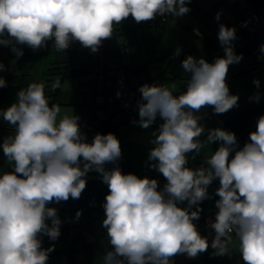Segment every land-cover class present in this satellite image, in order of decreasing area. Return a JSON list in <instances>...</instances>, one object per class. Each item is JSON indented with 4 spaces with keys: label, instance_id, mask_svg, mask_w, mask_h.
<instances>
[{
    "label": "clouds",
    "instance_id": "9594fccd",
    "mask_svg": "<svg viewBox=\"0 0 264 264\" xmlns=\"http://www.w3.org/2000/svg\"><path fill=\"white\" fill-rule=\"evenodd\" d=\"M190 3L0 0V45L10 47L16 58L24 54L20 46L37 51L49 41L57 52L78 41L95 53L113 36L115 26L129 17L137 24L158 16L181 18L191 11ZM217 35L223 57L208 62L189 55L181 62L189 77L182 93L174 94V85L160 83L138 89L139 119L132 123L148 129L158 117L162 121L151 133L153 147L146 165L165 178L163 188L157 179L123 173L116 135L97 133L89 142L78 115L50 104L44 82L21 88L15 102L0 109V118L12 129L0 144L11 165V171L0 172V264H47L55 244L44 248L42 238L56 241L62 224L58 209L48 205L79 199L90 172L98 173L108 188L102 227L111 249L102 264H174L176 255L194 259L209 247L212 256L230 255L235 248L244 264H264V115L242 147L234 132L220 127L206 130L201 123L202 109L211 107L214 114H224L239 102L227 84L229 66L243 59L233 44L236 29L221 23ZM259 51L264 54V44ZM180 52L176 49L175 55ZM4 68L0 62V71ZM253 84L260 88L259 79ZM6 86L0 76V88ZM60 87L57 78L51 90ZM260 98L259 91L249 97L257 103ZM214 142H219L218 148L204 156L199 167L188 166L189 153L195 159ZM109 164L113 167H106ZM217 179L218 211L215 220L207 222L214 233L209 242L194 221L200 219L201 202L211 198L209 187ZM81 214L78 210L75 219Z\"/></svg>",
    "mask_w": 264,
    "mask_h": 264
},
{
    "label": "crops",
    "instance_id": "0c3cea01",
    "mask_svg": "<svg viewBox=\"0 0 264 264\" xmlns=\"http://www.w3.org/2000/svg\"><path fill=\"white\" fill-rule=\"evenodd\" d=\"M220 0H191L188 5L191 11L181 18L169 17L165 24L150 25L147 22L137 24L131 17L115 26L110 39L105 40L102 50V60L99 66H104L91 73H82L77 83L64 85L69 76L61 73L68 63L71 67L86 68L91 65L90 50L74 41L64 52H57L53 42L49 41L45 48L33 51L27 46H20L23 56L16 58L10 50L4 51L0 45V62L5 65L0 76L6 80V87L0 88V109H6L16 100V94L21 88H26L32 82H44L45 94L50 104H59L63 111L80 117L79 124L84 132L95 126L97 119L103 116L120 117L121 101L126 99L136 109L141 98L139 87L144 84L160 83L169 87L174 85V94L185 90L188 74L181 68V62L189 55L203 57L212 62L216 57H223L224 51L218 41L219 22L213 16ZM236 29V40L233 41L237 54L242 53L243 59L238 64L229 66L227 84L231 94L239 95L238 107L224 114H214L211 107L202 109L201 123L205 129L220 127L235 133L239 146L245 143L249 133L256 128V121L264 115V54L259 46L264 44V36L250 28ZM180 55L176 56V49ZM72 62H75L74 64ZM52 67V68H51ZM59 78L61 87L55 92L51 84ZM78 79H94L86 83H78ZM254 79L260 80V88L253 84ZM80 87V88H78ZM121 95L117 97V92ZM257 91L261 98L257 103L249 99ZM99 107V109H97ZM127 113V112H126ZM138 115V114H137ZM124 121L113 130L96 131L86 134L90 142L97 133H114L119 139L122 156L118 161L122 172L127 174L137 170L139 177H149L159 181L160 188L166 183L162 174L146 165L151 133L162 122L158 117L148 129L133 124V120ZM0 118V144L3 138L11 134L12 129ZM95 130V129H94ZM205 136L201 139L204 140ZM219 146V142L207 145L195 159L189 153V167H199L204 156L211 155ZM106 167L111 168L109 164ZM11 171V165L0 148V172ZM219 186L215 180L209 187L210 199L201 202L202 220L211 213V208L219 197L214 195ZM108 194L107 186L102 183L99 174L90 172L87 175V186L77 200L69 198L66 202L49 204L58 209L62 220L61 235L56 241H50L47 236L42 238V247L48 248L55 244V250L49 254L47 264H102V257L111 249L106 230L102 227L104 209L102 204ZM186 206V202L185 205ZM82 212L75 219L76 212ZM50 223V222H49ZM211 247L196 258L191 259L186 254L174 257V264H186L202 259H210V264H244L241 255L234 248L230 255L212 256Z\"/></svg>",
    "mask_w": 264,
    "mask_h": 264
},
{
    "label": "built area",
    "instance_id": "2783aa9c",
    "mask_svg": "<svg viewBox=\"0 0 264 264\" xmlns=\"http://www.w3.org/2000/svg\"><path fill=\"white\" fill-rule=\"evenodd\" d=\"M217 13H220V24H224L228 27L239 28H252L260 33L264 32V0H220V4L215 9L213 16L216 17ZM169 18V17H168ZM216 19V18H215ZM167 18L157 17L155 20L147 21L150 25L165 24ZM104 42H102L99 50L94 54L101 51ZM4 51H8V46H3ZM124 107L129 110H134L135 106L130 102H124ZM244 143L248 142V138L243 140ZM218 209L215 204L211 208V213L206 215L202 220L194 221L196 227L202 236L208 238L211 242L213 238V230L208 227V221L215 220V213ZM75 264H79L78 262Z\"/></svg>",
    "mask_w": 264,
    "mask_h": 264
},
{
    "label": "trees",
    "instance_id": "16d2710c",
    "mask_svg": "<svg viewBox=\"0 0 264 264\" xmlns=\"http://www.w3.org/2000/svg\"><path fill=\"white\" fill-rule=\"evenodd\" d=\"M250 29H252V28H250ZM252 30H254V29H252ZM254 31L257 32L259 34V36H261V38H262V36H264V32L260 33V32H258L256 30H254ZM103 42L105 43V40ZM101 54H102V50L99 53H97V54H94V53H92L90 51V55L93 56V58L94 57L96 58V59H91V61H92L91 65H88V67H86V68H82V67H71V66H69L68 63H66L63 66V70L61 72H59V73H61L63 76L65 75V76L76 77L77 78L82 73H84V74L88 73L89 74L91 72H95L96 70H99L98 67L99 68L104 67V66H99L100 61L102 60V57H103V56H101ZM72 63L74 64L75 62H72ZM78 80H79L78 83H86V82H89V81L94 80V79H86V80L78 79ZM78 88H80V87H78ZM127 101L128 100H126V99L121 101V106H120L121 108L118 111L119 113H122L120 115V117L113 118V119L110 120L109 118H106V116H103L101 119H97L96 124H95L94 127L89 128L88 130H85L84 133L89 134V133H92V132L96 131V129H97L98 132L113 130L114 128L117 127V125L122 123V122H120L119 124H117V122L122 121L125 118H128L125 121L137 118L138 109H136V107H135L134 110H129L126 107H124L123 103L127 102ZM97 109H99V107ZM111 125H113V126L110 129L105 130V128H107L108 126H111ZM136 172H137V170H136ZM136 172H135V170H133L131 173H136ZM209 260L210 259L206 258V259H202V260H198L196 262H191V263H186V264H210L211 261H209Z\"/></svg>",
    "mask_w": 264,
    "mask_h": 264
},
{
    "label": "rangeland",
    "instance_id": "374dc122",
    "mask_svg": "<svg viewBox=\"0 0 264 264\" xmlns=\"http://www.w3.org/2000/svg\"><path fill=\"white\" fill-rule=\"evenodd\" d=\"M77 83V79L76 78H74V77H71L70 79H67V81H65V83H64V85H68V84H73V83Z\"/></svg>",
    "mask_w": 264,
    "mask_h": 264
},
{
    "label": "water",
    "instance_id": "95a60500",
    "mask_svg": "<svg viewBox=\"0 0 264 264\" xmlns=\"http://www.w3.org/2000/svg\"><path fill=\"white\" fill-rule=\"evenodd\" d=\"M137 114H138V113H137ZM127 119H128V118H125V119H123L122 121L117 122V124H119L120 122H123V121H125V120H127ZM112 126H113V125L108 126L107 128H105V130L110 129Z\"/></svg>",
    "mask_w": 264,
    "mask_h": 264
}]
</instances>
